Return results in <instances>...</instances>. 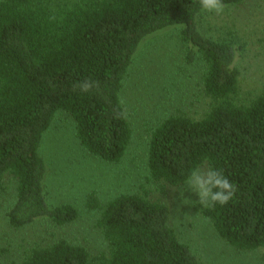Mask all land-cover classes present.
I'll return each mask as SVG.
<instances>
[{
	"label": "trees",
	"instance_id": "trees-1",
	"mask_svg": "<svg viewBox=\"0 0 264 264\" xmlns=\"http://www.w3.org/2000/svg\"><path fill=\"white\" fill-rule=\"evenodd\" d=\"M201 12L198 0H0V191L10 177L11 227L77 218L75 206L47 201L44 133L62 112L83 150L118 163L132 135L120 92L133 56L145 37L179 27L183 62L200 63L209 102L200 118L172 114L150 130L148 179L177 186L193 167L221 169L238 189L235 198L212 209L198 204L199 213L234 248L264 246V84L250 99L239 96V46L203 34ZM85 79L98 87L81 92L75 84ZM148 192L143 186L105 202L87 194L105 251L90 254L60 238L5 264H199L171 228L168 207Z\"/></svg>",
	"mask_w": 264,
	"mask_h": 264
},
{
	"label": "rangeland",
	"instance_id": "rangeland-1",
	"mask_svg": "<svg viewBox=\"0 0 264 264\" xmlns=\"http://www.w3.org/2000/svg\"><path fill=\"white\" fill-rule=\"evenodd\" d=\"M198 20L203 34L232 40L239 46L235 60L239 96L250 99L260 92L264 84V0L227 5L222 15L202 11ZM178 28L169 27L145 37L133 56L120 92L132 135L118 163L105 162L83 150L73 135L72 120L62 112L56 114L44 133L39 153L47 165V201L51 205L75 206L78 216L74 221L57 226L41 218L20 228L11 227L5 213L13 203L15 191L14 182L6 178L4 190L0 191L1 264L16 261L32 247L60 238L85 247L90 254L105 251L106 242L97 224L100 214L85 207L87 194L94 193L105 202L143 186L151 200L168 207L171 228L199 264H264V246L252 251L238 250L217 235L197 209L199 197L184 190L185 183L170 186L148 179L150 130L172 114L200 118L209 102L200 82V63L183 62ZM201 166L207 167L206 163Z\"/></svg>",
	"mask_w": 264,
	"mask_h": 264
},
{
	"label": "clouds",
	"instance_id": "clouds-1",
	"mask_svg": "<svg viewBox=\"0 0 264 264\" xmlns=\"http://www.w3.org/2000/svg\"><path fill=\"white\" fill-rule=\"evenodd\" d=\"M198 4L201 11L216 15H222L226 7L223 0H198ZM232 52L235 56V46ZM75 87L86 93L97 88L98 82L85 79L76 82ZM184 190L195 193L199 197L198 203L201 206L212 209L217 204L225 206L233 201L238 189L221 169L212 166H196L189 170L185 178Z\"/></svg>",
	"mask_w": 264,
	"mask_h": 264
}]
</instances>
